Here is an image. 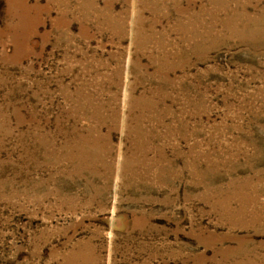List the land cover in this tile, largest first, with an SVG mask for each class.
<instances>
[{"label": "rangeland", "instance_id": "374dc122", "mask_svg": "<svg viewBox=\"0 0 264 264\" xmlns=\"http://www.w3.org/2000/svg\"><path fill=\"white\" fill-rule=\"evenodd\" d=\"M0 264H264V0H0Z\"/></svg>", "mask_w": 264, "mask_h": 264}, {"label": "bare ground", "instance_id": "6f19581e", "mask_svg": "<svg viewBox=\"0 0 264 264\" xmlns=\"http://www.w3.org/2000/svg\"><path fill=\"white\" fill-rule=\"evenodd\" d=\"M217 1H218V0H217ZM216 3H217V2H216ZM212 6H213V5H212ZM186 22H187V21H186ZM187 23H188V22H187ZM237 27H238V26H237ZM255 31H256V30H255ZM202 32H203V31H202ZM258 32H259V31H258ZM237 36H238V35H237ZM239 38H240V37H239ZM217 43H218V42H217ZM217 43H216V44H217ZM158 44H159V43H158ZM221 44H222V43H221ZM187 45H188V44H187ZM166 54H167V53H166ZM134 93H135V92H134ZM134 98H135V97H134ZM98 103H99V102H98ZM137 108H138V107H137ZM140 108H141V107H140ZM154 109H155V108H154ZM142 119H143V118H142ZM145 126H146V125H145ZM133 127H134V126H133ZM135 129H137V128H135ZM135 129H134V130H135ZM132 132H133V131H132ZM137 133H138V132H137ZM146 140H147V139H146Z\"/></svg>", "mask_w": 264, "mask_h": 264}]
</instances>
